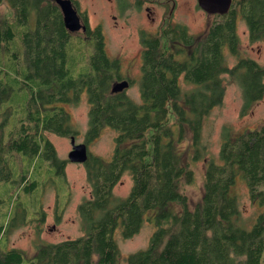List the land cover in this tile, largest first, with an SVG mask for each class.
I'll list each match as a JSON object with an SVG mask.
<instances>
[{
    "label": "trees",
    "instance_id": "obj_1",
    "mask_svg": "<svg viewBox=\"0 0 264 264\" xmlns=\"http://www.w3.org/2000/svg\"><path fill=\"white\" fill-rule=\"evenodd\" d=\"M8 2L13 17L0 14V183L16 182V155L27 166L24 174H31L40 158L64 174L68 161L58 156L46 132L75 136L72 114L60 105H76L82 94L90 105L86 142L106 127L117 135L110 160L90 155L86 162L92 190L79 206L85 234L41 244L33 256L15 247L0 250V264H95V255L99 263L119 264L115 231L122 227L125 238L135 236L156 208L157 230L146 249L128 255V264H263L264 123L225 131L219 157L206 163L203 196L195 207L180 190L181 180L193 179V171L191 161H182L179 146L190 131V157H202L204 119L224 99L225 74L243 90V115L264 99V66L242 58L229 68L225 59L226 50L239 54L238 17L246 21L252 42L264 41V0L252 1L244 13L230 12L202 35L179 23H170L160 34L144 33L140 102L113 92L122 76L107 52L101 26L89 31L95 49L89 65L75 77L68 53L73 33L60 6L54 0ZM18 34L27 67L14 74L13 67L5 68L2 52ZM181 76L193 86L190 91L183 90ZM17 85L29 91L27 113L10 129L14 111L1 107ZM127 172L133 187L126 198H119L114 187ZM239 176L251 200L263 207L250 229L238 224L241 210L232 188ZM28 182L22 185L27 192L38 185L37 180Z\"/></svg>",
    "mask_w": 264,
    "mask_h": 264
},
{
    "label": "rangeland",
    "instance_id": "obj_2",
    "mask_svg": "<svg viewBox=\"0 0 264 264\" xmlns=\"http://www.w3.org/2000/svg\"><path fill=\"white\" fill-rule=\"evenodd\" d=\"M73 1L89 22L91 29L102 27L109 56L120 62L118 67L122 77L115 83L123 79L129 80L130 85L123 92L140 102L138 82L142 77V35L144 33L160 34L162 29L172 22L173 14H170V11L175 0ZM177 1L180 6L176 14L174 9L176 23L173 24H184L191 33L202 35L217 21L212 17L210 19L212 23L203 25L200 22L199 13H192L190 10L189 2L186 3L188 0ZM0 14L13 17V7L8 0L0 1ZM237 33L240 39L239 54L226 50L225 59L228 67L234 68L242 58L256 60L264 66V41L252 42L249 27L240 17L237 18ZM9 48L2 52L5 68L13 67L14 74L16 69L22 71L26 69L27 63L22 51L20 34L11 42ZM94 49L95 40L87 37L84 31L73 33L68 45V53L69 67L75 77L89 65ZM16 51L17 55L14 54ZM224 77L226 84L224 99L204 119L201 139L202 157L196 161H192L190 157L192 151L190 131L179 146L182 151V161L186 164L187 161H191L190 166L193 171V179H183L180 182V190L190 200L191 207H195L202 199L206 163L211 158L219 157L225 131L229 128L239 131L253 129L264 123V99L256 103L246 115H243V90L239 82L230 74L227 73ZM181 85L184 91H190L193 87L186 82L184 76H181ZM18 86L15 87L11 99L1 107L2 110L11 108L14 111L7 125L10 129L19 118L27 113L29 91L26 88L18 89ZM60 106H65L72 114L78 131L75 134L76 143H86L90 155L110 160L114 153L117 135L114 129L106 127L100 136L86 142L90 110L86 94L81 95L76 105ZM2 120L3 118L0 117V124ZM46 136L55 145L58 156L68 161L64 174L57 172V167L43 158L35 162L31 174H24L27 166L22 163L20 157L15 156L16 162L12 168L16 182L0 183V250L15 247L33 256L41 244L58 243L85 234L79 206L91 196L92 190L86 163L69 160V153L73 149L71 136H60L51 132H46ZM19 177H22L21 182H18ZM30 179L37 180L38 185L27 192L22 185L25 182V185H30L28 182ZM133 183L132 175L125 173L114 187L115 195L119 198H126L132 190ZM232 194L237 196L241 210L238 224L250 229L263 207L251 200L246 181L241 176L232 188ZM175 208L181 210L178 205H175ZM159 212L158 208L152 209L147 215L149 220L133 237L125 238L122 227L117 228L114 235L120 250L119 264H128L127 257L130 253L149 246L157 230ZM94 259L95 264H102L98 262V255H95Z\"/></svg>",
    "mask_w": 264,
    "mask_h": 264
},
{
    "label": "water",
    "instance_id": "obj_3",
    "mask_svg": "<svg viewBox=\"0 0 264 264\" xmlns=\"http://www.w3.org/2000/svg\"><path fill=\"white\" fill-rule=\"evenodd\" d=\"M61 8L66 27L72 32L80 31L83 28L81 17L75 8L72 0H54ZM211 3H216V0H210ZM232 0H223V10L225 13L229 10ZM85 29V27H84ZM130 85L129 80L124 79L117 81L113 86V92H123ZM73 149L69 153V160L76 163H86L89 160L90 152L86 143H76V137L71 136Z\"/></svg>",
    "mask_w": 264,
    "mask_h": 264
},
{
    "label": "flooded vegetation",
    "instance_id": "obj_4",
    "mask_svg": "<svg viewBox=\"0 0 264 264\" xmlns=\"http://www.w3.org/2000/svg\"><path fill=\"white\" fill-rule=\"evenodd\" d=\"M73 1V0H72ZM256 1V0H232L230 8L227 12L221 13L223 10L222 4L223 0H216V3H211L210 0H188L186 3L189 2V7L192 13H199L201 16L200 22L205 24L212 23L210 19L212 17L216 18L217 21L223 20L225 16H229L230 12L233 11H238V13H244L247 11L249 7H251V2ZM73 4L75 5L74 1ZM179 1L175 0V3L171 7L170 14H173V19L171 23H176V17L174 19V9H175V14L179 9ZM75 8L77 9L82 23H83V28L80 31H84L85 34L88 36L89 31L91 30V26L87 19L82 15V13L78 10L77 6L75 5ZM150 9V7H148ZM116 18V17H115ZM206 18L209 20H206ZM214 22V21H213ZM85 27V29H84ZM120 65V62H118ZM124 80V79H123Z\"/></svg>",
    "mask_w": 264,
    "mask_h": 264
},
{
    "label": "bare ground",
    "instance_id": "obj_5",
    "mask_svg": "<svg viewBox=\"0 0 264 264\" xmlns=\"http://www.w3.org/2000/svg\"><path fill=\"white\" fill-rule=\"evenodd\" d=\"M64 146V145H63Z\"/></svg>",
    "mask_w": 264,
    "mask_h": 264
}]
</instances>
